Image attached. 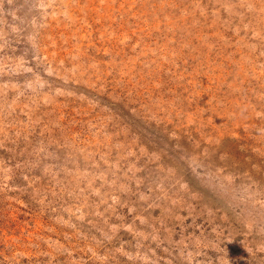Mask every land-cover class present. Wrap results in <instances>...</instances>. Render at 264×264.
I'll return each instance as SVG.
<instances>
[{
	"label": "rangeland",
	"instance_id": "obj_1",
	"mask_svg": "<svg viewBox=\"0 0 264 264\" xmlns=\"http://www.w3.org/2000/svg\"><path fill=\"white\" fill-rule=\"evenodd\" d=\"M0 264H264V0H0Z\"/></svg>",
	"mask_w": 264,
	"mask_h": 264
}]
</instances>
